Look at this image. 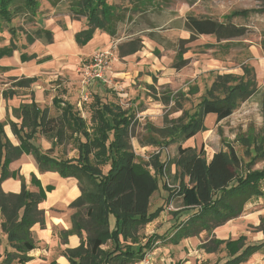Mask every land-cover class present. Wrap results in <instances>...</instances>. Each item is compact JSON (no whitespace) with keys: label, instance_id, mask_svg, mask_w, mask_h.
Returning a JSON list of instances; mask_svg holds the SVG:
<instances>
[{"label":"trees","instance_id":"trees-1","mask_svg":"<svg viewBox=\"0 0 264 264\" xmlns=\"http://www.w3.org/2000/svg\"><path fill=\"white\" fill-rule=\"evenodd\" d=\"M17 2H22L32 14H36V0H0V17L9 21L10 6ZM129 2L133 11L144 10L154 3L153 0ZM74 6L78 13L86 16L88 23L87 28L76 34L80 46L87 44L98 29L115 36L117 23L126 16L123 7L109 4L107 0H80ZM245 13L248 12H242ZM238 14L240 12L234 11L223 20L190 15L184 28L192 36L214 35L219 42L230 40L244 36L248 30L247 26L230 21ZM37 39L51 43L53 32L38 28L34 34H27L29 43ZM262 43L264 45V37ZM15 47V43L0 47V58L11 55ZM139 50L140 46L133 41L119 45L120 56ZM181 56L182 52L180 60ZM243 70L241 75L217 74L193 112L184 109V101L188 100L187 94L191 97L199 92L197 84L192 85L187 93L179 92L174 98L172 109H181L182 115L166 118L161 127L147 123V135L139 142L142 146L160 148L149 162L139 159L132 147L135 113L119 103L103 101L100 95H94L90 103L89 121L74 104L58 98L53 100V105L61 111L58 116H51L49 107L41 108L34 100L14 109V115L21 120L19 124L10 119L0 121V214L3 219L1 230L7 236V246H3L0 231V248H3L0 264H25L32 259L28 253L36 248V243L31 228L36 223L45 225V213L39 203L46 199L47 191L53 189L49 186L44 190L34 175L31 182L39 187L38 191L29 190L23 177L20 178L21 192L2 189V182L12 176L9 164L24 153L34 156L41 172L55 171L63 177L78 180L81 195L69 205L73 210L72 228L65 231V235L66 238L71 234L78 235L80 244L63 251L70 264H134L141 262L161 242L178 244L203 232L211 234L229 220L242 215L251 198L264 195V168H254L256 162L264 160V137L261 143L249 134L242 137V143L247 147L253 145L256 151L247 162L232 146L208 158L203 146L184 147L183 143L207 129L205 118L209 114H215L217 121H221L258 92L263 93L264 102V89L258 82L254 67L247 64ZM34 81L36 78H22L12 86H29ZM15 92L10 88L3 95L7 98ZM167 98L166 103L170 101ZM8 123L20 140L19 145H14L6 136L4 127ZM37 134L45 135L53 140V144L70 140L79 150L78 157L57 158L50 150H42L34 142ZM173 143L177 144L176 155L163 161V150ZM251 150L245 152L250 154ZM173 165L176 170L171 173ZM161 178L164 180L161 186L165 189L163 193H160ZM169 178L172 184L176 183L175 189H171ZM156 194L162 195L163 202L150 210ZM176 198L181 199L182 208L173 212L177 218L172 227L164 233L141 234L140 231L158 218ZM252 227L254 231L264 233V216L260 217L259 225ZM223 246L227 257L221 264H243L255 252L264 250V240L250 243L244 234L234 239L214 237L203 242L200 248L213 253Z\"/></svg>","mask_w":264,"mask_h":264},{"label":"rangeland","instance_id":"rangeland-1","mask_svg":"<svg viewBox=\"0 0 264 264\" xmlns=\"http://www.w3.org/2000/svg\"><path fill=\"white\" fill-rule=\"evenodd\" d=\"M36 1L38 8L35 15L22 2H17L10 6L11 19L9 21L0 17V46L5 44L12 46L14 42H17L22 47V43L28 42L26 35L34 34L36 29L45 25L52 27L57 24L61 25L66 17L80 19L83 16L74 6L80 0ZM107 1L109 4L123 7L126 14L124 20L117 23V33L112 37L110 46H108L113 53L110 65L111 83L91 82L90 86L83 90L81 88L82 92L70 100L88 121L91 116L90 103L95 93L101 92L99 95L103 101L116 102L124 108H130L136 115V124L131 132L132 147L142 161L149 162L152 155L160 150L156 146L144 147L139 142V139L147 135L145 125L152 123L154 126L161 127L166 118H177L182 115L181 109L177 111L172 109L174 98L179 92L187 93L192 85H199V92L191 97L187 94L188 100L184 101V109L191 113L217 74L241 75L244 73L243 67L247 64L254 67L258 82L264 89V45L262 43L264 0H153L154 3L141 11L130 9L132 4L129 0ZM234 11L240 14L231 16L230 21L248 27L244 36L219 42L214 35L192 36L190 31L184 28V23L190 15L210 16L223 20ZM243 11L248 13L242 14ZM128 41H133L140 46V55L144 57L148 55L147 59L138 63L147 62L146 65L150 67L154 65L152 68L154 71L150 67L137 69L134 66L135 63L130 64L128 69L139 71L137 73L139 76L134 83L126 86L113 74V62L118 61L119 45ZM180 52H182V60H180ZM140 70L144 72L140 73ZM78 72L81 75L79 70ZM97 90L99 91L96 92ZM167 97L170 99L168 103L165 102ZM49 111L51 116L60 114L51 102ZM205 126L207 128L205 131L186 140L183 146L197 148L203 146L208 158H211L215 152L222 149L227 150L229 146H232L244 162L249 161L256 151L252 148L253 145L247 147L243 144L242 137L249 134L260 143L264 137L263 93L254 94L242 102L232 115L221 121H217L215 114H209L205 118ZM36 143L41 147L42 143L50 144L53 147L51 154L57 158H70L77 155L75 145L70 140L59 141L52 145L47 137L38 134ZM248 149H252L250 154L245 152ZM176 153L177 144L173 143L163 150L161 159L167 161ZM149 167L152 171L154 170L152 166ZM254 168H264V160L256 162ZM171 171L175 172L173 166ZM160 180V193H163L165 189L161 186L164 180L162 178ZM175 184L170 181L171 189L176 188ZM161 196L156 194L152 198L150 210H154L163 202ZM178 205H181L180 198L170 202L171 211H174ZM251 225L249 224L250 231L255 233ZM171 227L172 225L169 228ZM214 235V232L211 234L204 232L200 237L201 244L213 239ZM225 252L223 246L215 253H218L216 255L221 260V257H226ZM2 254L3 250L0 248V255Z\"/></svg>","mask_w":264,"mask_h":264},{"label":"crops","instance_id":"crops-1","mask_svg":"<svg viewBox=\"0 0 264 264\" xmlns=\"http://www.w3.org/2000/svg\"><path fill=\"white\" fill-rule=\"evenodd\" d=\"M87 24V18L84 15L80 19L66 17L61 25L57 24L53 27L45 25L42 27L53 32V42L51 43H47L44 39H37L32 43H22L23 46L20 47L21 45L14 42L16 47L12 54L0 58V121L10 119L19 124L21 120L14 115L13 110L19 108L22 103H31L33 100L41 108L49 107L50 102L53 104L55 98L74 104L70 99L75 95L78 96L83 90L80 81L81 75L78 72L79 66L85 63L96 50L108 48L112 41L111 35L98 29L87 44L78 45L76 34L87 28ZM4 46L8 45L5 44L0 47ZM140 54L141 50L126 56H120L119 54L118 61L113 62V74L123 85L127 86L132 82L134 83L139 76L137 75L139 71H130L128 69L130 64L135 63L134 66L137 69L150 67L146 65L147 62L145 64L142 62L138 63L148 57V55L144 57V55ZM149 60L150 57L148 58ZM153 67L154 65L150 67L152 71H154ZM140 71V73L144 72ZM22 78H36V81L29 86H12V82L14 83ZM10 88L16 92L7 98L4 97L3 92ZM99 94L101 92L97 95ZM63 102L62 105L64 104ZM4 131L14 145L20 144V140L15 135L10 123L5 125ZM37 136L34 140L35 144H37ZM50 141L53 145V140ZM42 144L43 148L40 146L42 150H50L51 152L53 147L50 144ZM75 149L77 155L70 158L76 159L78 157L79 150L76 147ZM173 167L175 171V165ZM9 170L12 176L6 178L1 184L5 192H21V177L25 179L29 190L38 191L39 187L31 182L33 175L44 190L49 186L53 188L51 191H47L46 199L39 203V207L45 213V225L42 226L40 223H36L32 226L31 231L36 248L28 253L32 259L25 264H70L63 251L66 248H73L80 244L78 235L71 234L67 238L65 235V231L72 228L71 216L73 210L69 205L81 195L78 180L74 177H63L55 171L41 172L31 153H24L19 159L11 162ZM171 172L173 173V171ZM181 208L182 205H178L174 211L176 212ZM174 211H171L170 206L166 207L158 218L147 224L140 233L145 236L156 232L164 233L176 221L177 215L173 214ZM261 216H264V195L251 198L246 204L243 214L217 228L214 231V236L220 239H228L237 238L244 234L248 238L247 242L263 241L264 233L259 231L252 233L249 226V224H252V226L259 225ZM2 221L0 214V231L3 236L2 245L5 246L7 245V240L5 239L7 236L1 230ZM203 234L204 232L200 236L185 238L179 244L159 243L151 251L152 264H207L209 262L210 264H221L224 262L227 257L226 252V257H221L220 260L218 255H216L218 253H207L200 248V237ZM213 259L214 261H212ZM134 264H142V261ZM243 264H264V250L255 252Z\"/></svg>","mask_w":264,"mask_h":264},{"label":"built area","instance_id":"built-area-1","mask_svg":"<svg viewBox=\"0 0 264 264\" xmlns=\"http://www.w3.org/2000/svg\"><path fill=\"white\" fill-rule=\"evenodd\" d=\"M111 49H98L93 52L88 60L79 67L83 89L91 85V82L103 84L111 83ZM142 264H152L151 252H148L142 260Z\"/></svg>","mask_w":264,"mask_h":264}]
</instances>
